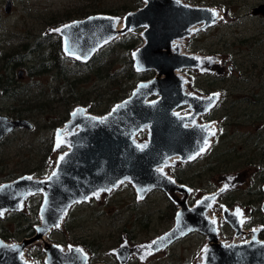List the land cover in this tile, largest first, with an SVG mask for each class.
<instances>
[{
    "label": "rangeland",
    "instance_id": "rangeland-1",
    "mask_svg": "<svg viewBox=\"0 0 264 264\" xmlns=\"http://www.w3.org/2000/svg\"><path fill=\"white\" fill-rule=\"evenodd\" d=\"M6 1L0 0V114L25 118L30 126L20 125L0 136V179L23 171L54 170L77 130L62 122L67 108L100 109L127 91L134 78L127 57L138 45L132 30H117L86 59L67 57L64 45L58 44L61 33L50 31L85 13L115 14L124 22L123 12L138 0H9L7 11ZM197 2L211 3L217 20L203 27V21L194 23L196 27L180 36L173 49L194 55V63L181 71L184 89L207 96L219 93L197 117L201 123L210 120L215 134L198 159L181 164L187 161L172 157L164 169L190 179L188 204L203 195V188L217 185L219 193L206 216L217 223L221 241L244 242L252 235L264 239V11H253L264 0ZM175 109L190 111L187 104ZM148 136L149 124L144 123L133 140L142 146ZM226 184L229 187L221 191ZM108 189L94 190L86 201L71 204L59 227L47 231L49 239L64 250L78 246L87 263L125 264L129 256L127 264H204L208 242L195 231L161 248H148L173 223L179 198L175 191L155 188L140 198L130 179ZM176 192L180 197L184 193ZM41 197L27 194L21 200L23 213L2 211L0 234L13 241L12 232H26ZM225 207L239 211L243 223L238 234L223 217ZM253 227L258 229L255 233L250 231ZM123 245L130 252L122 261L117 249ZM44 246L29 243L26 256L32 264L48 263Z\"/></svg>",
    "mask_w": 264,
    "mask_h": 264
},
{
    "label": "water",
    "instance_id": "water-1",
    "mask_svg": "<svg viewBox=\"0 0 264 264\" xmlns=\"http://www.w3.org/2000/svg\"><path fill=\"white\" fill-rule=\"evenodd\" d=\"M9 6L7 0L6 11ZM258 10L264 11V4L253 9L254 12ZM123 17L125 29L141 30V43L132 55L134 68L149 74L138 78L127 94L99 113L85 111L82 105L73 108L63 122L68 129L76 126L78 129L65 151L67 155L63 161L58 159L55 170L42 177L34 175L31 180L27 179L30 177L27 173L0 179V212L2 209L17 210L27 194L42 191L37 209L40 217L36 214L34 231L13 241L0 238V264H30L21 258L26 244L58 224L71 204L85 200L94 190L109 188L124 176H129L139 196L155 188L188 193V188L178 185L175 179L155 166L169 156L178 154L181 159H187L200 151L208 135L204 123L186 126L184 122L206 111L216 98L209 100L214 93L207 96L183 92L175 69L193 64L194 58L170 52L169 44L175 37L184 35L192 24L213 21L214 13L202 4L140 0L134 8L125 10ZM73 22L80 23L61 33L64 49L67 36L69 49L81 58L91 55L95 48L118 32L110 13H90L66 25ZM180 104L189 106L188 115L174 113ZM118 105L121 107L117 108ZM144 123L149 124V136L147 146L141 147L131 137ZM20 125L30 126L25 118L11 119L0 114V136ZM54 171L57 176L48 180ZM218 192L217 189L206 191L190 205L178 200L173 223L155 236L152 242L157 243L151 244V248H161L185 233L198 231L207 235L204 264H264V239L255 235L240 243L218 239L217 223L213 224L205 214ZM223 216L235 233L242 230L236 213L226 207ZM163 237L168 238L161 240ZM44 249L46 261L51 264H105L87 263L86 254L78 247L64 250L46 242ZM117 252L123 261L130 249L123 245Z\"/></svg>",
    "mask_w": 264,
    "mask_h": 264
},
{
    "label": "bare ground",
    "instance_id": "bare-ground-1",
    "mask_svg": "<svg viewBox=\"0 0 264 264\" xmlns=\"http://www.w3.org/2000/svg\"><path fill=\"white\" fill-rule=\"evenodd\" d=\"M179 2H182V3H185V4H191V3H189V2H187V1H185V0H178ZM203 6H206V7H208V8H210L212 11L213 10H215L214 8H213V6H210V5H203ZM213 13H214V17H213V21H216L217 20V18H218V14L216 13V11L214 12L213 11ZM113 16H114V18L116 17V15L115 14H113ZM116 20V23H115V28L117 29V30H119V31H123V30H125V31H127V32H131V29L129 30V29H125V27H124V23H123V21L121 20H119V19H115ZM213 21H211V22H209V23H207V24H202V27L203 26H210L212 23H213ZM67 23H69V21L68 22H66L65 23V25L67 24ZM198 23V22H197ZM199 23H201V21H199ZM64 26V25H63ZM196 27V25L195 24H192L191 26H189L188 28H187V30L188 29H194ZM133 31V30H132ZM139 35L141 36V34L139 33ZM59 36L61 37V39H62V45H64V38L62 37V35L61 34H59ZM141 38H142V36H141ZM179 41H180V37H175L174 39H172L171 41H170V44H169V50H170V52H178V53H182V54H186V55H190V56H194L193 54H191V53H188V52H184L183 50H181V49H179V50H174L173 49V47H174V45H178V43H179ZM133 54V53H132ZM67 56L68 57H77V56H79V55H77V54H74V55H69V54H67ZM133 58V57H132ZM184 67V66H183ZM183 67H180V68H177V69H175V73H176V75L180 78V80L181 79H183V75L181 74V71L183 70ZM137 72H145V71H140V70H136ZM181 88H182V90H183V92L184 93H187V94H194V93H190L188 90H186V89H184L183 88V86H182V84H181ZM77 106V105H76ZM85 109V108H84ZM73 110V109H72ZM71 110V111H72ZM85 111H89V109H85ZM174 113H176L177 115H181V114H184V115H188V113H181V112H179V111H177L176 109H174ZM198 117V115L196 116V117H194V118H192L190 121H186V122H184V125H186V126H188V125H192V124H195V123H199V119L197 118ZM202 123H204V125H205V130H206V132L208 133V135H207V137H206V139L204 140V146L202 147V148H205L206 146H205V141H207V145L209 144V138H210V136L211 135H209V132L210 131H212V127H211V122H210V120H208V121H205V122H202ZM76 129H78V126H76L75 127V130ZM131 139H132V141L134 142V138H133V135H132V137H131ZM204 151H199V152H197V153H199V154H194V155H192V156H190L189 158H187V159H181L180 158V156L178 155V154H176V155H172V156H169V157H167V158H165L164 159V161L163 162H161V163H159V164H157L156 166H155V168L157 169V170H159V171H161V172H163V173H165V174H167V175H169L172 179H175V181L177 182V184L178 185H182V186H184V187H186V188H188V189H190L189 188V185L188 184H185V183H181V182H179V181H177V179L171 174H169V173H167V172H165L166 170L164 169V163H166L167 161H169L172 157H177L178 159H180V161H194V160H196V159H198V157L203 153ZM60 157V156H59ZM57 163H58V161L55 163V166H54V170H55V168H56V165H57ZM53 171V170H52ZM30 177H32V176H34L33 174H30V173H27ZM129 180V178H128V176H124V177H122V178H120V179H118V181L114 184V185H112V186H110L109 188H112V187H114L120 180ZM108 189V188H107ZM176 190L177 189H175V190H173V191H175V193L177 194V196L179 197L178 198V200H183V201H185V202H187V196H188V193L187 192H184L183 193V195H182V197H180V194L179 193H177L176 192ZM33 193H36V192H31V193H29V194H33ZM40 194L42 195V191L40 192ZM92 195V192L88 195V197L87 198H89L90 196ZM146 195V194H145ZM145 195H142V196H145ZM139 196V195H138ZM142 196H139L140 198L142 197ZM213 200H214V198L210 201V203H209V205H208V208H210L211 207V204H212V202H213ZM85 201H86V199H85ZM75 203V202H74ZM175 205H177L176 207L178 208L179 207V204H175ZM190 205V204H189ZM20 206H21V202H20V205H19V208L17 209V211H20ZM226 208V207H225ZM228 208V207H227ZM5 209H2L1 210V212L2 211H4ZM208 210V209H207ZM229 210L230 211H232L233 213H236L233 209H230L229 208ZM6 211H8V210H6ZM9 212V211H8ZM67 213V210L64 212V214H63V216H62V218H60V220H59V222H58V224H60L61 222H62V219H63V217L65 216V214ZM205 214L207 215V211H205ZM237 214V213H236ZM3 216V215H2ZM2 216H0V217H2ZM40 217V216H39ZM209 217V216H208ZM239 219H240V221H241V216L239 215ZM65 222V218H64V221H63V223ZM53 227H55V226H53ZM52 227V228H53ZM254 230H258L257 228H251L250 229V231H253V233H255V231ZM196 233H200V232H198V231H195ZM200 234H203V235H205L206 236V239H207V235L206 234H204V233H200ZM236 234H238V233H236ZM49 234L47 233V231L40 237V238H36V239H34V240H32L31 241V243L32 242H42V243H46V242H51V243H54V244H57L58 246H60L57 242H55V241H52V240H50L49 239ZM182 236V235H181ZM219 239V238H218ZM207 242V241H206ZM242 242V241H241ZM30 243V242H29ZM29 243L28 244H26V246L23 248V250H22V252H21V258H22V260L23 261H25V262H27V263H30V264H32L33 262H31L28 258H27V252H28V250H26L27 249V247L29 246ZM225 243H228V242H225ZM230 243H240L239 241H230ZM152 244V243H151ZM150 244V245H151ZM78 247V246H77ZM43 248V247H42ZM62 248V247H61ZM63 249V248H62ZM67 250V249H66ZM153 250V249H152ZM204 260V254L202 255V261ZM46 262V261H45ZM48 264V263H47Z\"/></svg>",
    "mask_w": 264,
    "mask_h": 264
},
{
    "label": "trees",
    "instance_id": "trees-1",
    "mask_svg": "<svg viewBox=\"0 0 264 264\" xmlns=\"http://www.w3.org/2000/svg\"><path fill=\"white\" fill-rule=\"evenodd\" d=\"M140 2V0H138V2L135 4V6L138 4ZM187 2H191L192 4H199V2H197V0H188ZM200 4H207V5H212L211 3H208V2H200ZM134 5L131 7V8H134L135 7ZM130 9V8H129ZM127 10V9H126ZM125 13V11L123 12V14ZM87 14H90V13H85L83 16H85V15H87ZM82 17V16H81ZM77 18V17H76ZM66 21H70L69 19L68 20H66ZM132 33L133 34H135L136 36H137V38H138V45L137 46H135V48L136 47H138L139 45H140V41L142 40V38H141V36L139 35V32H137V30H133L132 31ZM59 47L61 48L62 47V39H61V37L59 36ZM121 46V45H120ZM23 50H25V48H23ZM66 56V55H65ZM68 57V56H67ZM128 58V63H129V69H130V73H131V75H133L134 74V78L132 79V81H131V84L129 85V87H128V89H127V91H125V92H120V93H118V95H116L114 98H112L104 107H102V108H100V109H96L95 107H89L90 109V111H92V112H94V113H99V112H101V111H103L104 109H106L108 106H110L113 102H115V101H117L121 96H123V95H125V94H127L130 90H131V88H132V86H133V83L138 79V78H141V77H143V76H147L148 74H149V72H137L136 70H135V68H134V65H133V58H132V54L131 53H129V56L127 57ZM118 68V67H117ZM112 70H114V69H112ZM111 75H113V76H115L116 75V72L115 73H113V74H111ZM2 86H0V88H1ZM98 104V103H97ZM76 106V105H75ZM74 106V107H75ZM74 107H69V108H67V110H66V116L62 119V122L65 120V119H67L68 117H69V114H70V112H71V110L74 108ZM96 107H101V106H98V105H96ZM17 115V114H16ZM195 161V160H194ZM191 161H187V162H183V163H181V164H188V163H190ZM210 164H212V163H210ZM181 171V170H180ZM26 172H29V173H33L34 175H38V176H45L48 172H42V173H40L39 171H33V170H30V171H23V172H20V173H26ZM171 174L177 179V181H180L181 183H185V184H187V180H189L190 181V179H186V178H184L183 177V175L182 174H180L179 172H172L171 171ZM259 174H262V172H260ZM17 175V174H16ZM262 176H264V175H262ZM8 177H12V176H8ZM8 177H5V178H1V179H6V178H8ZM263 180V179H262ZM217 188V185L216 184H214L213 186H211V187H208V188H203V192H206V191H210V190H213V189H216ZM40 202V201H39ZM38 206L39 205H37V207H36V210L34 211V216H33V218L32 219H28V217H27V219H28V222H27V229H26V232H24V233H15V232H12V236H13V240H16V239H19V238H22V237H25V236H27V235H30V234H32V232L34 231V228H35V226L37 225V223H36V214L38 215V218H39V214H38V212H37V209H38ZM176 210H177V207L175 206V209H174V215H175V213H176ZM10 212H13V213H16V214H19V213H23V211H17V210H13V211H10ZM64 223H66V222H64ZM1 236L3 235V234H0ZM8 235H4L3 237H5L7 240H10V238L9 237H7ZM262 236H264V234H262ZM53 241H56V240H53ZM57 242V241H56ZM27 255L29 256V254L27 253Z\"/></svg>",
    "mask_w": 264,
    "mask_h": 264
},
{
    "label": "snow or ice",
    "instance_id": "snow-or-ice-1",
    "mask_svg": "<svg viewBox=\"0 0 264 264\" xmlns=\"http://www.w3.org/2000/svg\"><path fill=\"white\" fill-rule=\"evenodd\" d=\"M214 12H215V10H213ZM89 19H93L92 17H90ZM78 23H80V22H73V24H69V25H64V26H62L61 28H57V29H51L50 31H53V32H58V33H63L65 30H67V29H71L72 27H74L75 25H77ZM65 52L67 53V54H69V55H74V53L69 49V47H68V37L66 36L65 37ZM77 58H80V57H77ZM87 57H85V59H86ZM219 97V93H215V94H213V97H209V100H213L214 98H218ZM119 107H121V106H117V108H119ZM116 109H114V111H115ZM78 111H80L79 109L77 110V112ZM74 115H75V113H74ZM215 134V132L214 131H210L209 132V135H214ZM59 135H60V132L58 131V133H57V136H58V138H59ZM147 145H142L141 147H146ZM205 146H207V141H205ZM57 147H59V143L57 144ZM200 151L202 152V151H204V148H201L200 149ZM197 154H199V153H197ZM67 155V153H64V154H62L60 157H59V160L60 161H63L64 160V158H65V156ZM162 171V170H161ZM55 176H57V172H53L52 173V175L51 176H49L47 179L48 180H52L53 179V177H55ZM27 179H29V180H31L32 179V177H27ZM229 187V185H225L224 186V188H222L221 189V191H224V190H226L227 188ZM109 191L111 190V189H108ZM93 195H95V196H97L98 197V195H99V193H93ZM85 199H87V197H85ZM45 203H47V200H45ZM237 214H239V211L237 212ZM3 215V212H0V216H2ZM212 223L214 224L215 223V221H212ZM241 223H243V221L241 220ZM55 227H59V224H56L55 225ZM254 231H256V230H254ZM168 237H163V238H160L161 240H164V239H167ZM253 239H255V237H253ZM157 243V241H153L152 242V244H156ZM152 247V245H148V248H151ZM229 247H231V246H229ZM205 253H207V248H205L204 250H203Z\"/></svg>",
    "mask_w": 264,
    "mask_h": 264
},
{
    "label": "flooded vegetation",
    "instance_id": "flooded-vegetation-1",
    "mask_svg": "<svg viewBox=\"0 0 264 264\" xmlns=\"http://www.w3.org/2000/svg\"><path fill=\"white\" fill-rule=\"evenodd\" d=\"M18 73H19V72H18ZM208 119H211V117L208 116ZM263 183H264V182H263ZM263 191H264V188H263ZM218 193H219V192H218ZM263 207H264V206H263ZM11 211H13V210H11ZM237 216H238V218H239V214H237ZM223 217H224V216H223ZM224 219H225V218H224ZM253 220H255V219H253ZM225 221H226V220H225ZM226 222H227V221H226ZM239 222H240V226H241V221H240V219H239ZM227 223H228V222H227ZM263 223H264V222H263ZM228 224H229V223H228ZM229 225H230V224H229ZM230 226H231V225H230ZM231 227H232V226H231ZM232 228H233V227H232ZM254 228H255V227H254ZM241 229H242V228H241ZM261 234H264V232H262ZM3 236H4V235H2V236L0 235V238H2V239H4V240L8 241V240H7L5 237H3ZM7 237H8V236H7ZM117 255H118V258H120L118 252H117ZM128 257H129V256H128ZM128 257H127V258L125 259V261H124L125 264H127L126 261L128 260ZM115 262H116L115 264H118V261L115 260ZM121 263H122V262H121Z\"/></svg>",
    "mask_w": 264,
    "mask_h": 264
}]
</instances>
